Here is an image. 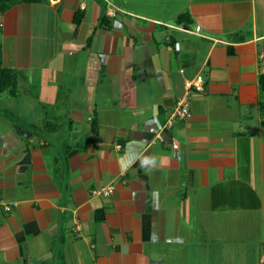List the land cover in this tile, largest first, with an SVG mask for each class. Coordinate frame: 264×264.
<instances>
[{
    "label": "crops",
    "instance_id": "obj_1",
    "mask_svg": "<svg viewBox=\"0 0 264 264\" xmlns=\"http://www.w3.org/2000/svg\"><path fill=\"white\" fill-rule=\"evenodd\" d=\"M1 70L0 264H264V0H0Z\"/></svg>",
    "mask_w": 264,
    "mask_h": 264
},
{
    "label": "built area",
    "instance_id": "obj_2",
    "mask_svg": "<svg viewBox=\"0 0 264 264\" xmlns=\"http://www.w3.org/2000/svg\"><path fill=\"white\" fill-rule=\"evenodd\" d=\"M204 85L205 81L202 77H198L193 81H190L187 83V89L188 93H190L192 90L203 92L204 91ZM191 107H190V99L188 96H186L184 99L180 100L178 102L177 108L175 109L173 115L171 116L168 125H173L177 120H188L191 118ZM115 190L114 186H108L99 190L94 191L93 193L95 195H101L108 197L113 194Z\"/></svg>",
    "mask_w": 264,
    "mask_h": 264
},
{
    "label": "trees",
    "instance_id": "obj_3",
    "mask_svg": "<svg viewBox=\"0 0 264 264\" xmlns=\"http://www.w3.org/2000/svg\"><path fill=\"white\" fill-rule=\"evenodd\" d=\"M3 74H4V70H1V71H0V88H1L2 90H3V89L6 90V89H8L10 86H8V84L6 83V80H7V79H5L6 77L4 78V75H3Z\"/></svg>",
    "mask_w": 264,
    "mask_h": 264
},
{
    "label": "rangeland",
    "instance_id": "obj_4",
    "mask_svg": "<svg viewBox=\"0 0 264 264\" xmlns=\"http://www.w3.org/2000/svg\"><path fill=\"white\" fill-rule=\"evenodd\" d=\"M0 106H2V104H0ZM1 111V110H0ZM1 113H2V111H1Z\"/></svg>",
    "mask_w": 264,
    "mask_h": 264
}]
</instances>
